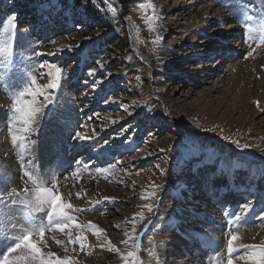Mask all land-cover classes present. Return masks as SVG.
<instances>
[{"label":"rangeland","instance_id":"374dc122","mask_svg":"<svg viewBox=\"0 0 264 264\" xmlns=\"http://www.w3.org/2000/svg\"><path fill=\"white\" fill-rule=\"evenodd\" d=\"M118 2L119 5L111 0H0V34L13 31L9 18L16 16L17 36L12 41L14 67L9 72L12 81L16 82L21 74L35 72L37 83L46 86L49 69H41L39 65L62 69L60 86L47 90L52 102L44 109L46 119L40 131L45 142L40 138L44 144L38 147L39 159L43 161L41 155L46 157L47 152H58L61 148L58 133L66 142L64 149L77 142L73 138L77 131L111 145L110 150L104 145L84 147L76 150L71 159L67 154L65 161L61 156L56 157L57 161L49 154L46 157L49 162L60 163L55 169L64 165L54 172L63 199L85 209L72 213L76 222L84 226L83 232L76 228L68 230L72 239L81 234L86 237L83 250L79 243H69L65 234L61 245L54 242L51 246L47 241L49 250L69 258L71 264H85L98 252L97 235L87 227L89 222L103 229L101 233H110L111 242L119 249L122 246L120 250L125 254L129 249L122 241L133 235L135 227L142 242L140 257L145 264H157L148 251L153 246L157 248L158 264H165L170 255L169 243L176 234L174 229L195 237L198 232L209 230L213 218L227 216V209L236 199H239L234 204L238 213L245 203L264 200V180L253 194L256 183H248L251 172L241 166L236 171L242 180L239 191L236 194L229 189V198L220 199L229 185L228 174L219 172L217 162L227 156V147L235 146L251 158L264 151V95L261 91L251 94L252 86L246 85L249 80L264 87V43L259 35L248 39L247 25H241L240 16L234 14L231 6L234 0H152L161 17L152 31L138 6L146 0ZM212 4L217 7L210 8ZM246 4L251 15L264 16V0H246ZM113 8L115 11L110 10ZM218 8H222L221 23L214 20ZM147 14L151 15V10ZM235 29L241 35L240 52H237L240 47L233 46L238 40H225ZM158 35L162 39L157 44L154 41ZM216 43H223L224 52L212 58L215 53L211 49ZM137 49L148 57V62L138 63ZM249 52L252 56H248ZM221 62L222 70L230 65L234 68L227 74L219 73L224 82L216 89V80L209 77ZM240 65L245 68L241 77L237 70ZM92 69L95 74L89 75ZM5 71L0 67L1 75ZM38 101L42 103L43 97ZM252 111L256 112L254 117L249 116ZM48 115L56 119L48 120ZM47 120L48 124L53 121L51 127ZM237 140L239 146L233 143ZM77 168L80 172L72 175ZM97 168L109 171L98 173ZM248 193L251 198L245 200ZM186 194L205 203L193 209L183 199ZM213 194L216 200L211 201ZM199 209L211 211V216L192 218L190 214ZM151 217L152 223L143 234ZM262 217L264 209L256 224L224 226L222 232L226 237L217 249L204 248L205 264H216L217 259L226 264L230 236L254 229L263 232ZM175 218L180 225L177 226ZM160 241L164 242L163 247H159ZM237 248L234 257L248 251ZM187 251L199 253L185 246L169 260L190 264L193 256ZM115 253L111 264H123L120 253ZM239 260L234 259L233 264H239Z\"/></svg>","mask_w":264,"mask_h":264},{"label":"snow or ice","instance_id":"6c2138e0","mask_svg":"<svg viewBox=\"0 0 264 264\" xmlns=\"http://www.w3.org/2000/svg\"><path fill=\"white\" fill-rule=\"evenodd\" d=\"M138 6L145 13L146 26L150 31L155 30L161 17L157 14L152 0H146ZM231 6L234 8V14L240 16L241 23L247 25L248 39L252 40L259 35L261 42L264 43V16L251 15L246 0H234ZM110 10L115 11L114 8ZM148 10H151V15L147 14ZM15 21V15L9 18V23L13 29L10 34H0V67L6 70L3 75H0V79L4 80L6 88L11 92L9 115L11 142L14 147H18L22 156V163H34L31 161L30 153L35 142H29L26 134L34 130L44 109L51 104V95L47 90L56 89L60 86L62 69L55 65H39L41 69L45 67L49 69L50 79L46 86L37 83L35 72L17 76V83L12 82V76H9V72L14 67L12 41L17 36ZM161 39L158 35L154 43L158 44ZM69 50H71V46H69ZM252 54V52H249L248 56H252ZM19 55H22V53ZM37 55H43V53H37ZM94 74L95 69H92L89 75ZM21 80L26 82V86L22 89L17 86ZM93 86H96L95 83ZM39 97H43L42 103H38ZM73 138L85 140L88 137L77 131ZM233 143L239 146L238 140L233 141ZM244 147H247V145ZM5 168L6 165L0 164V177H2V182H0V264H71L69 258L61 257L51 250L45 251L49 248L46 233H64L69 237V243H79L80 248L83 250L86 237L81 234L72 239V232L66 230L76 228L80 229L81 233L83 232L84 226L76 222L77 218L72 213L85 211V209L77 208L70 201H65L59 192L58 180L54 173L50 170H41L38 167H30L23 173L24 177L27 178L26 183H31V188L25 186L22 190H18L15 186H11L10 190L5 193L4 188L11 184V177L4 171ZM96 171L107 173L109 170L97 168ZM79 172L80 169L77 168L72 175L75 176ZM76 195L77 198H80V193ZM152 195L154 196L155 192ZM105 199L109 198L105 197ZM147 207L151 211V206L148 205ZM250 209L251 205L248 203L242 206V211L245 214ZM235 219L239 221L241 217L236 216ZM87 227L94 229L98 238L100 233L104 231L91 224V222ZM132 233L133 235L129 239L122 241L129 249L126 254L122 253L115 245H112L111 241H107L108 251L120 253L123 264H145L140 257L142 242L140 236L135 234V227L132 228ZM53 239L57 245L63 244L62 240L56 239L54 236ZM239 239L240 237L236 233H233L228 239L226 264H233L234 259L245 260L249 264H264V243L260 245L240 244V248L248 249V251L244 256L234 257L233 254L238 251L235 242ZM163 244L164 242L160 241L159 247H163ZM148 251L150 256L157 260L158 264L159 256L156 246ZM216 264H220L219 259H217Z\"/></svg>","mask_w":264,"mask_h":264},{"label":"bare ground","instance_id":"6f19581e","mask_svg":"<svg viewBox=\"0 0 264 264\" xmlns=\"http://www.w3.org/2000/svg\"><path fill=\"white\" fill-rule=\"evenodd\" d=\"M215 6L216 5L212 4V5H210V8L211 7L213 8ZM221 16H222V8L216 9V15L214 16V18H215L214 20H217L218 22H220ZM231 19H232V21L234 20L233 18H229V20H231ZM237 20H238V18H237ZM241 25H242V23H241ZM221 31H225V30H221ZM235 31H233L231 37L227 36L225 40H227V41H232V40L235 41V39L238 40V41H235L233 46L236 45V47L239 48L240 47V40H241V38L239 36H241V35H239L237 29H235ZM247 36H248V34H247ZM225 40H223V41H225ZM238 42H239V44H238ZM225 43H226V41H225ZM237 44H238V46H237ZM137 50L139 52L136 55L138 63H143V61L148 62L149 61L148 57L141 50H139V49H137ZM234 51H236V50H234ZM240 51H243V49L241 47L239 48V50L237 52H240ZM211 52L215 53V54H213L212 58H215V57H217L218 54L224 52L223 51V43L222 44L216 43V46H214L211 49ZM212 53L210 55H212ZM210 62H212V59L210 60ZM223 64H224L223 62L217 64L216 67L213 69L211 76L209 77L210 80H216V84H215L216 86L214 85V87L216 89H218L219 83L224 82V77L223 78L220 77L219 73L220 72L221 73L226 72L225 74H227V71L230 72L234 68L232 65H230L229 69H226V70L223 69L222 70L221 68H222ZM237 70L239 71V77H241V75L245 73V68L243 65H240L239 67H237ZM20 82H22V85H20L18 82L17 86L20 89H22L24 86H26V84L24 83L25 81H20ZM13 83H17V81L13 82ZM248 84L252 86V89L250 87V93L251 94L257 95V93L261 91V94L264 95V87H263L262 83L251 82L248 80L246 85H248ZM216 89H213V91ZM210 92H212V90L209 92H206V94L203 97V101H205L208 98V96L210 95ZM248 92H249V90H248ZM38 103H41V102L38 101ZM10 109H11V92L6 88L4 80L0 79V164L6 165V168L4 169V171L8 174V176L11 177V184L8 187L4 188L5 193H7V191L10 190L11 186H15L18 190H22L23 186L24 187L27 186L29 188L32 187V185L29 182L26 183L27 178L24 177V175H23L24 171L30 167H33V168L38 167L41 170H45V171L50 170L53 173L59 172L58 171L59 169H63L64 165L59 166L58 167L59 169H55V168H57L56 166L60 165V163L55 164V162L53 163V162L47 161L46 157L48 156V154H49V156L55 157V161H57L56 157H58V156H61V160L65 161V159H67L65 156H68L67 154H70L71 157L69 159H71L72 156L76 155V153L78 152V151L76 152V150H81L84 147H88V146L102 147V145H104V144H102L101 140L98 137L97 138H96V136L89 137L87 135L86 136V137H88L87 139H85V140L76 139L77 142H75L74 145L72 144V146H70V149H68V147H66L67 149H64L65 148L64 144L66 142L64 140H62V134L58 133L59 134L58 138L60 140H58V139L57 140L61 142L60 143L61 146L59 145L61 148L58 149V152H54L52 150L47 152L48 154L46 157L44 155H41L43 161L40 160L39 159L40 156H38V155H40V153H38L39 152L38 147L42 146L44 144V143L42 144L43 138H41L44 135H41V131H40L41 128L43 129V124L45 123V119H46V117L44 116V114H45V110H44L43 113L41 114L40 118H39L38 124L35 125L34 130L32 132L26 134L28 136L29 142H31V141L35 142V144L32 146V150L30 153L31 161H33L34 163H22L21 162L22 156L19 152L18 147H14L12 142H11V135L9 132ZM64 113L66 114L67 112H64ZM255 115H256V112H253V111L250 112V114H249L250 117H254ZM48 118L49 119L50 118L56 119V116L48 115L47 119ZM79 119H80V117H79ZM48 120L46 121V123L49 127H51L53 125V124H51L53 121L51 120V122L48 124ZM81 123H83V121ZM83 124L85 127V122ZM59 125H61V124H59ZM70 126H68V127H70ZM60 132L63 133L62 130ZM64 137H65V135L63 136V138ZM44 140H43V142H45ZM63 141H64V143H63ZM57 143H59V142H57ZM104 146H108V148H109L111 145L109 146L108 144H106ZM109 150H110V148H109ZM227 150H228L227 156H225L222 159V161H218L217 164L219 166V169H221V170H219V172L225 171V173L228 174L227 175V180H228V185H229L228 190L232 189V191H235L236 194L239 191V183H240V181L242 182V180L240 178H238L239 175H238V177L236 176V171H237L238 167L241 166L243 169H245V171L249 170V172H251L248 174V177H249L248 183H250V185L252 183L257 184V185L255 184V186L253 187V189L256 187L255 190L253 191V194H255V192H258L257 191L259 189L258 187H260L262 180H264V177L261 175V168L263 166L262 163H264V151H262L256 157L251 158L247 155H244L235 146L234 147L233 146L227 147ZM60 152H63V155ZM243 156H245L247 159H244ZM13 159L15 160L14 163L12 162ZM17 163H18V165H17ZM22 164L24 165V167H22V169H20ZM61 164H63V163H61ZM55 176H57V174H55ZM0 182H2V177H0ZM216 184H218V183H216ZM228 190L226 189L224 192H222L223 194H222L220 199L224 200V199L229 198L230 193L228 194V192H230L231 190H229V191ZM250 198H251L250 193H248V195L244 196L245 200L246 199L250 200ZM183 199L186 200L187 202H189L190 206L193 209L199 208L197 206L198 204H202V203L204 204L205 203L204 201H202L196 197H193L192 194H186L183 197ZM235 199L236 198H234L233 201H235ZM210 200L211 201L216 200L215 194H213V196L211 197ZM236 200H237V202H232L231 208L227 209V211H226L227 216L221 217V218H213L214 223H212V225L210 224V228L208 231L206 230L204 232H198L195 237H191V235H189L190 233L189 234L187 232L182 233V232H180L179 228L174 229V233L176 232V234L174 235V238L171 239V241L169 240L170 245H169L168 254H170V255L168 256V261L165 264H178L177 262H179V261H173L172 259L169 260V257H173V255L176 254L179 251V249L184 248L185 246H189L190 248H193V250H197V252H199L197 254H193L192 251H189V252L187 251V253H191V255L193 256V258H192L193 260H191L192 262H190V264H205L204 259H202V257L205 254L204 252H206L205 249L206 248L210 249V250L217 249L220 242L222 241V238L226 237V233L222 232V228L224 226L225 227L230 226L231 228H238V227H243L246 225H253V224L258 223L257 216L260 213V211L264 209V200H262V199L253 200L250 203L251 209L247 212V214H245L243 211L239 212V213L237 212V209H239V208L236 207V205L234 206V204H237L239 202V199H236ZM203 214H205L206 216H204ZM210 214H211V211H207V210H203V211L201 210L200 211V209H199L198 211H195V212L191 213L190 215L192 218H198V216H200V217L203 216L202 218H205V217L211 216ZM236 216H240L241 219L239 221H237L235 219ZM152 220H153V218L151 217L147 221V223L145 224V226L143 228V232H142L143 234L150 227ZM174 221H177V226L180 225L179 220H177L175 218ZM68 230H66V231H68ZM232 233H233V231H232ZM63 234L64 233H60V232H47L46 233V239L49 242V244L52 246V245H54V242H55L53 239V236L56 239H60L63 241V237H64ZM236 234H238L240 237V239L237 242H235L236 247H239L240 244L260 245V244L264 243V231L260 232V230H258V229L244 231L242 233L238 232ZM110 235H111L110 233H108V235H106V233H100L99 238L96 237V242L98 245V252L93 257H91L89 260H87L85 262V264H111L112 263L113 259L116 257V253L108 251L107 241H111ZM242 236H245L244 239L241 238ZM209 238H211V239H209ZM195 241H197L196 242L197 244L195 243ZM198 243H199V245H198ZM111 244L114 245V243H112V242H111ZM119 247H120V249L122 248V246H119ZM47 250H49V248L45 249V251H47ZM96 255H98V256H96ZM239 264H248V262L240 259Z\"/></svg>","mask_w":264,"mask_h":264},{"label":"water","instance_id":"95a60500","mask_svg":"<svg viewBox=\"0 0 264 264\" xmlns=\"http://www.w3.org/2000/svg\"><path fill=\"white\" fill-rule=\"evenodd\" d=\"M112 2H114L115 4H118L119 5V2H118V0H111ZM124 20L125 21H127V19L126 18H124Z\"/></svg>","mask_w":264,"mask_h":264},{"label":"trees","instance_id":"16d2710c","mask_svg":"<svg viewBox=\"0 0 264 264\" xmlns=\"http://www.w3.org/2000/svg\"><path fill=\"white\" fill-rule=\"evenodd\" d=\"M112 4V3H111Z\"/></svg>","mask_w":264,"mask_h":264}]
</instances>
